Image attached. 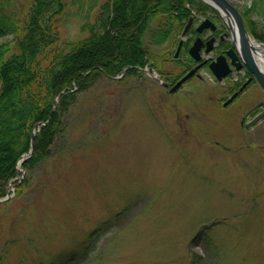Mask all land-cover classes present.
Returning <instances> with one entry per match:
<instances>
[{
    "label": "rangeland",
    "instance_id": "1",
    "mask_svg": "<svg viewBox=\"0 0 264 264\" xmlns=\"http://www.w3.org/2000/svg\"><path fill=\"white\" fill-rule=\"evenodd\" d=\"M80 1L67 0L63 40L86 37L107 0ZM145 38L141 76L76 89L51 153L7 183L0 264H264V120L242 128L239 111L208 113L198 79L169 94Z\"/></svg>",
    "mask_w": 264,
    "mask_h": 264
},
{
    "label": "trees",
    "instance_id": "2",
    "mask_svg": "<svg viewBox=\"0 0 264 264\" xmlns=\"http://www.w3.org/2000/svg\"><path fill=\"white\" fill-rule=\"evenodd\" d=\"M67 6V0L0 1V39L13 35L0 41V198L19 172L35 127L33 154L22 167L30 170L51 153L76 89L86 91L100 77L116 76L128 66L127 74L140 76L136 66H145L151 52L147 33L183 28L194 9L214 10L199 0H107L94 21L81 25L89 31L86 37L63 40L59 24ZM242 12L248 31L264 41V22L251 17L264 20V0H253ZM155 18L159 29L151 27ZM57 96L61 102L55 109Z\"/></svg>",
    "mask_w": 264,
    "mask_h": 264
},
{
    "label": "flooded vegetation",
    "instance_id": "3",
    "mask_svg": "<svg viewBox=\"0 0 264 264\" xmlns=\"http://www.w3.org/2000/svg\"><path fill=\"white\" fill-rule=\"evenodd\" d=\"M175 14L172 10L171 15L174 17ZM205 17L211 23L199 30ZM189 19L191 26L184 35L183 28L158 36L156 45L160 52L156 54L159 62L151 67L154 77L169 94L179 93L186 89L189 81L198 79L199 87L204 90L200 94L205 95L204 107L208 113L212 109L239 111L242 114L239 119L242 128L262 122L264 117L258 121L253 119L264 112L263 41L247 28L249 37L233 30L217 9L205 15L195 11L186 23ZM198 38L201 40L197 45L200 46L199 50L190 53L191 46ZM211 63H214L216 72L211 69ZM196 67L197 71L175 89L179 79Z\"/></svg>",
    "mask_w": 264,
    "mask_h": 264
},
{
    "label": "water",
    "instance_id": "4",
    "mask_svg": "<svg viewBox=\"0 0 264 264\" xmlns=\"http://www.w3.org/2000/svg\"><path fill=\"white\" fill-rule=\"evenodd\" d=\"M201 1L207 2L208 4L213 6L215 9H218L221 13H223V15L226 17V19H228V23L230 24V26L232 27L233 30L236 29L245 37H249V34L247 33L246 28H245V24L243 23L242 12H240V10L234 5V3L232 1H230V0H201ZM190 22H191V20H189V22L186 24V27L184 29L183 34L186 33V31L189 29ZM210 23H211L210 19L208 17H206L204 19V22L199 27V30H202L204 27L209 26ZM200 41H201L200 38H198L195 41L194 45L191 46V49H190L191 53H196V51L199 50L200 46H197V45L200 44ZM210 67L213 71L216 72V67H214V63H211ZM196 70H197V68L186 73V75L183 76L180 79V81L176 84L175 88L178 85H180L181 83H183L184 81H186V79L188 77H190L194 73V71H196ZM226 72H224V74H226ZM263 116H264V112L257 115L254 118V121H257L258 119H260ZM35 133L36 132H33L31 135V140H30L31 141V149L29 151V154H27L26 156H30L33 152L32 150H33V147L35 145V140H34Z\"/></svg>",
    "mask_w": 264,
    "mask_h": 264
}]
</instances>
